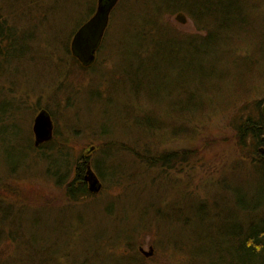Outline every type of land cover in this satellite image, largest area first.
Wrapping results in <instances>:
<instances>
[{
	"label": "rangeland",
	"instance_id": "1",
	"mask_svg": "<svg viewBox=\"0 0 264 264\" xmlns=\"http://www.w3.org/2000/svg\"><path fill=\"white\" fill-rule=\"evenodd\" d=\"M30 1L0 0V31L19 40L15 50L22 52L17 61L13 60L5 67V74L0 69V107L4 109L0 110V131L5 129L8 132L6 138L0 140V229L14 230L12 235L22 241L28 240L27 236L37 229H40V235L44 229V235H49L51 240L56 237L53 247L57 255L50 258L51 264L55 261L56 264H82L85 252L95 246L99 248L98 238L109 235L114 243L111 235L115 233L125 238L103 255L117 259L120 253H127L140 258L144 264H190V261L197 264L180 250V245H171L170 242L173 237L186 238L191 228L177 225L172 228L167 221L153 218L152 213L144 217L146 225L140 226L143 221L138 219L143 217L141 210L146 209L154 198L151 192L145 191L141 197L134 187L126 191L122 186L101 179L97 192L89 191L78 200H70L64 186L51 178L54 176L49 173L51 170L46 162H39L32 156L26 158L28 153L36 154V150L25 141L29 139V133L34 140L32 125L35 115L40 109H49L53 115V136L70 143L69 151L74 159L87 154L92 161L102 156L100 149H115L112 155L118 158L116 161L126 162L143 181L149 177H161L158 193L165 197L163 201H170L175 193L190 199L204 198L207 192L218 190L219 206L234 209V199L239 194L234 186L241 190V194L249 196L252 189L243 188L251 186L258 177L264 178V169L253 166L255 158L264 161V153L258 151L264 146L256 147L250 143L241 148L231 122L247 103L259 101L260 108L264 107V36L261 30L237 35L234 44L236 53L242 57L249 52L254 55V49H258L255 67L248 71L245 61L235 62L233 54H229V63H221L214 76L203 82L207 92L202 94L210 99L216 96L213 104H208L211 108L193 116L175 111L172 104L175 101L171 98L174 93L169 96L164 88L169 82L175 84L181 67H162L164 63L160 62L159 70L165 77H159L160 87H147L144 83L139 95L129 87L127 77L118 75L130 59L134 62L140 57L150 62L154 60L151 46H147L150 52L146 56L135 54L132 45L136 29L132 23L145 17L156 0H119L110 14L100 50H97L98 57L84 70L69 60L60 45L66 39L70 45L73 33L81 24L76 26L75 23L81 19L84 22L91 16L92 13L86 15L88 9L94 5L96 8V0H40L36 5H30ZM177 13L166 12L161 22L179 34L194 33L193 22L188 18L184 24L176 21ZM31 15H35L33 19H29ZM259 22H263L260 24L264 28V18ZM154 34L156 37L161 35L158 30ZM103 40L105 45L101 48ZM143 41L149 44L152 39L144 37ZM156 41L159 42L160 38ZM110 85L112 87L108 90ZM103 107H107L106 110ZM146 108L157 112L165 123L163 126H167L168 131L170 127L174 128L173 131L165 135L155 132L154 137H150L132 127L134 133L127 134L129 129L122 125L120 118L128 113L132 114L131 118H141ZM117 126L114 137L99 135L100 127L114 130ZM12 129L18 134H13ZM138 135L142 140L137 142ZM105 139L117 143L110 144ZM11 145H17L16 149L21 153H12L10 164H7V160L4 163L2 159H8ZM145 145L156 150H173L178 156L183 155L186 162L163 172L156 166L149 167L139 155L127 151V148L137 149ZM226 180L230 187L224 191L219 183ZM86 184L88 187L87 181ZM18 212L22 217L20 223L23 222L25 227L20 232L15 228ZM5 217L7 223L2 225L1 220ZM67 222L73 226L64 236V227H69L65 226ZM37 238L40 245L44 243ZM150 247V255L140 249L150 251ZM17 250L15 239L5 238L0 242L1 259L13 256Z\"/></svg>",
	"mask_w": 264,
	"mask_h": 264
},
{
	"label": "trees",
	"instance_id": "2",
	"mask_svg": "<svg viewBox=\"0 0 264 264\" xmlns=\"http://www.w3.org/2000/svg\"><path fill=\"white\" fill-rule=\"evenodd\" d=\"M262 1L156 0L150 6V12L145 17L132 23V26L135 25L134 28L136 29H133L135 39L132 45L136 49L135 54L141 53L143 56H146L150 52L147 50V46H151L155 53L153 55L154 60L150 62L148 59L140 57V60L134 62L130 59L129 62L126 61V68L118 72L119 77H127L129 87L139 95L141 92L139 89L144 83H146L147 87L151 85L154 88L160 87L158 82L159 77L165 79L159 70L160 62L164 63V65H161L162 67H172L174 69H180L181 67L182 70L179 72L175 84L172 85L169 82L164 85V88L170 94L169 96L174 93L171 97L175 101L172 103L174 110L182 111V113L188 112V114H192L193 116L196 115L195 113L201 114L206 112L211 108L208 104H213V99H216V96L213 98L211 96L212 99H210L208 96L205 97L202 94V92H207V89H204L206 83L203 82L206 80L205 78L214 76L217 66L220 67L221 63H229V54H233L235 62L242 63L245 61L248 71H251L253 64L257 62L258 49H254V55L253 52H249L246 56L242 57L236 53L234 44L237 35H248L249 31L252 32L259 29L261 30V35L264 36V28L260 24L263 22H259L260 19L264 18V3ZM38 2L40 0H31L30 5H36ZM94 11L95 5L93 8L88 9L86 16L90 13L93 14ZM176 11L183 12L193 22L196 27L194 33L179 34L172 27L167 26L168 24L161 22L163 14ZM34 16L31 15L29 19H33ZM69 16L71 17V15ZM65 18L70 19L69 17ZM82 20L76 22V26L86 21L82 22ZM156 30L161 33L160 36H155ZM144 37L145 39L151 38V43H145L143 41ZM156 38H160V41H156ZM137 41L138 45L136 44ZM18 43L19 40L16 41L12 36L0 31V69H2V74H5L3 70L7 65H10L11 61L19 59L22 52H16L15 50L18 47ZM103 44L105 45L104 40L101 48H103ZM60 46H62L60 49L69 55V60L72 63L74 62L80 70L91 67V65H82L76 58L70 55V50L68 49L69 41L67 42V39L62 41V45ZM132 63L134 64L132 65ZM129 75H131V79ZM111 87L110 85L108 90ZM157 90L160 94L159 89ZM259 104V101L245 104L240 110L238 117H234L233 121H231L235 129L237 143L241 148L249 146L250 143L256 147L264 146V107L260 108ZM103 108L106 110L107 107ZM0 110H4L2 106ZM46 110L53 117L50 110ZM156 113L146 108L141 118H131L132 114L128 113L124 114L120 119H122V125L129 129V131L126 130V133L129 135L134 133L132 127L135 129L139 128L140 131L148 134L150 137H154L155 132H160L161 135L172 132L174 128L171 129L170 127L168 131V127L163 126L164 122L161 121V118ZM8 115L10 116V111ZM12 125L17 126L16 124ZM118 127H115V129L113 127L114 130L112 128L106 130V127L101 129L100 127L99 135L114 137L113 135H115V130ZM12 130L13 134H18L14 131L15 129ZM7 133L5 129L1 130L0 140L5 139ZM55 134H58V132ZM60 140L55 139L53 136L49 141L44 142L45 145L42 147H35L33 136L29 133V139L25 143L35 149L36 154L33 153L32 155L28 153L26 158L32 156L37 158L39 162H46L51 170L49 173L51 172V175L54 176L51 178L57 184L60 183L64 186L65 193L70 200H78L80 197L90 193L84 179L86 169L90 165L96 170V175L100 181L101 179H105V181H109L115 186H122L126 191L134 187L136 190L138 189L137 192L141 197H143L141 193L143 194L145 191L152 193L154 198H152L146 209L141 210L143 217L138 218L143 219L140 226L146 225L144 217L152 213L153 218L167 221L172 228L175 225L180 226V228H191L186 238L177 239L173 237L170 242L171 245H180V250L194 259V263L264 264L263 177H258L251 186L243 188L252 189V193L249 196L241 194V190H238L234 186V189L239 192L234 199V209L219 206L218 190L212 193L207 192L204 198L196 196L190 199L185 195H181V193H175V197L171 198L170 201H163L165 197L162 198V194L158 193L160 186L158 181H161V177H149L143 181V179L137 177L134 170H130L131 166L126 162L123 163L122 161L120 163L116 161L118 158L115 159L112 155L115 153V149H110L109 147H107L109 148L108 150L105 148L100 149L102 156L105 153V157H96L92 161L87 154H82L81 157L78 156L74 159L70 155V143ZM105 140L107 141V139ZM141 140L142 138L138 135L135 141ZM107 142L110 144L117 143L114 141ZM10 148V155L7 156L8 159H2L4 163L7 160V164H10L12 153L20 152L16 149L17 145H11ZM138 150H142L143 153ZM261 150V148H258L260 153H262ZM127 151L139 155L142 162L147 163L149 167H151L150 165L156 166L163 172H167L172 167L186 162L183 155L180 157L173 150H156L153 146L145 145L137 149L127 148ZM253 161L256 163L253 164L254 167L259 170L264 169L263 160L255 158ZM219 184L222 185L224 191L230 187L227 180ZM220 207L222 208L221 211L219 210ZM19 213L15 215L17 219L15 228L18 232L23 231L25 228L23 222L20 223L22 217L18 215ZM119 219L123 220L120 217ZM1 221L2 225H5L7 218L5 217ZM67 223L65 226H69V229L64 227V236L70 233L71 226H73L69 222ZM215 228L217 229L216 232H214ZM13 232L14 230L11 229L5 231L3 228L0 229V242L5 238L10 240L15 239L18 248L13 256L10 255L6 259L0 258V264H51L50 258H56L57 254L54 252L53 247V241H56V237L54 240H51L49 235H44V229L42 235H40V229L29 234L26 241L17 240L16 238L18 237L12 235ZM37 236L44 243L40 245ZM108 236L98 238L99 248L95 246L88 253L85 252L86 257L83 259L82 264H144L140 258L138 259L135 255L127 253H120V257H116L117 259L103 255V252L107 251L108 248L119 245V242L125 238L124 236L120 237L119 233L112 234L111 236L115 240L113 243ZM46 238L50 241H47ZM52 253H54L53 256ZM112 255L114 256L113 252ZM108 259H111V262H108ZM54 264H56V261ZM178 264H184V262ZM190 264L193 263L190 261Z\"/></svg>",
	"mask_w": 264,
	"mask_h": 264
},
{
	"label": "water",
	"instance_id": "3",
	"mask_svg": "<svg viewBox=\"0 0 264 264\" xmlns=\"http://www.w3.org/2000/svg\"><path fill=\"white\" fill-rule=\"evenodd\" d=\"M117 0H96V8L93 14L73 33L70 40L71 54L84 66H89L95 59V53L100 47L106 27L109 23L110 12L116 5ZM175 20L184 24L187 17L183 12L175 15ZM53 119L46 109H41L34 117L32 132L36 145L49 141L53 137ZM85 181L88 182V189L91 192H97L101 183L88 165L85 175ZM144 254L150 255V251H144Z\"/></svg>",
	"mask_w": 264,
	"mask_h": 264
},
{
	"label": "flooded vegetation",
	"instance_id": "4",
	"mask_svg": "<svg viewBox=\"0 0 264 264\" xmlns=\"http://www.w3.org/2000/svg\"><path fill=\"white\" fill-rule=\"evenodd\" d=\"M118 2H119V0H117V3H118ZM117 3H116V4H117ZM82 24H83V23H82ZM82 24H81V25H82ZM81 25H80V26H81ZM80 26H79V27H80ZM98 49H99V48H98ZM69 52H70V55H71L72 57H74V56L71 54V50H70ZM97 53H98V52L95 53V59H94L93 63L96 61V59H97V57H98V54H97ZM74 58H76V57H74ZM76 59H77V58H76ZM93 63H92V64H93ZM92 64H91V65H92ZM33 144H34L35 147H42L43 145H45V143H40V144L36 145L35 142H34ZM261 151H262V153H264V149L261 150Z\"/></svg>",
	"mask_w": 264,
	"mask_h": 264
},
{
	"label": "bare ground",
	"instance_id": "5",
	"mask_svg": "<svg viewBox=\"0 0 264 264\" xmlns=\"http://www.w3.org/2000/svg\"><path fill=\"white\" fill-rule=\"evenodd\" d=\"M115 7V6H114ZM114 9V8H113ZM113 9L111 10V12L113 11ZM111 12H110V14H111ZM110 18V17H109Z\"/></svg>",
	"mask_w": 264,
	"mask_h": 264
}]
</instances>
